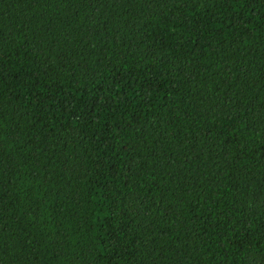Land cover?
<instances>
[{
  "label": "trees",
  "instance_id": "obj_1",
  "mask_svg": "<svg viewBox=\"0 0 264 264\" xmlns=\"http://www.w3.org/2000/svg\"><path fill=\"white\" fill-rule=\"evenodd\" d=\"M0 264H264V0H0Z\"/></svg>",
  "mask_w": 264,
  "mask_h": 264
}]
</instances>
